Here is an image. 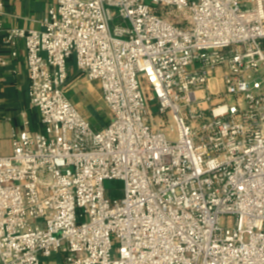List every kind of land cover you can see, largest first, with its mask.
Here are the masks:
<instances>
[{
  "label": "built area",
  "instance_id": "1",
  "mask_svg": "<svg viewBox=\"0 0 264 264\" xmlns=\"http://www.w3.org/2000/svg\"><path fill=\"white\" fill-rule=\"evenodd\" d=\"M43 26L0 24L42 124L0 156V264H264V0H55ZM70 61L100 84V129Z\"/></svg>",
  "mask_w": 264,
  "mask_h": 264
},
{
  "label": "crops",
  "instance_id": "2",
  "mask_svg": "<svg viewBox=\"0 0 264 264\" xmlns=\"http://www.w3.org/2000/svg\"><path fill=\"white\" fill-rule=\"evenodd\" d=\"M0 24L5 29H44L43 21L55 0H0ZM16 56L0 38V156L12 152V137L23 130L28 121L31 132L42 129L39 112L30 104V78L27 53L23 41L16 45ZM67 96L79 110L90 120L96 129L106 126L110 121H98L106 105L103 101L100 84L90 82L80 73L74 61L69 65ZM63 254L50 258L43 257L42 264H63Z\"/></svg>",
  "mask_w": 264,
  "mask_h": 264
},
{
  "label": "rangeland",
  "instance_id": "3",
  "mask_svg": "<svg viewBox=\"0 0 264 264\" xmlns=\"http://www.w3.org/2000/svg\"><path fill=\"white\" fill-rule=\"evenodd\" d=\"M113 11L117 12V10L115 8H113ZM168 16H169V18L171 20H174V21H179L180 19L183 20V17H184L183 13L174 12L172 10L169 11V15ZM114 24L115 23L112 24V27L114 26ZM72 82L73 81L71 79L70 81H68V84L72 83ZM95 82L98 83L97 81H95ZM150 110H151L150 114L155 116L154 120L156 122H158L161 117L157 114V110H156L155 106L151 105ZM150 114L148 116L149 120H151ZM97 119L100 122H101V120H103V121L109 120L110 121L112 119V114H111L110 110L108 109V107L102 109V112L100 114V119L99 118H97ZM172 124H174V123H173L172 119L170 118L168 126L164 129L167 134H171L170 126ZM172 134L175 137L176 136V131H174ZM105 188L107 190V196L110 197L111 199H121L124 196V183L121 180H107L105 182Z\"/></svg>",
  "mask_w": 264,
  "mask_h": 264
}]
</instances>
